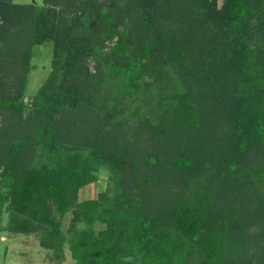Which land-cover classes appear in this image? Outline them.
<instances>
[{
	"label": "trees",
	"instance_id": "16d2710c",
	"mask_svg": "<svg viewBox=\"0 0 264 264\" xmlns=\"http://www.w3.org/2000/svg\"><path fill=\"white\" fill-rule=\"evenodd\" d=\"M214 1L0 0V230L37 233L60 258L67 244L73 264H264L247 253L264 161L244 162L264 156V0ZM46 42L51 71L23 102ZM192 75L218 108L230 98L221 122ZM102 170L105 190L78 202Z\"/></svg>",
	"mask_w": 264,
	"mask_h": 264
},
{
	"label": "rangeland",
	"instance_id": "374dc122",
	"mask_svg": "<svg viewBox=\"0 0 264 264\" xmlns=\"http://www.w3.org/2000/svg\"><path fill=\"white\" fill-rule=\"evenodd\" d=\"M219 1V0H218ZM221 1V0H220ZM214 0L211 3L214 4ZM14 4L18 5H42L43 0H13ZM219 4V3H218ZM53 57V43L46 42L42 45H35L32 49V59L31 65L33 70L29 74L28 86L23 97V102H28L37 93L42 83L47 78L51 71V61ZM191 62L184 63V67L190 65ZM181 73L186 72V68H181ZM185 77V76H184ZM208 79L203 77H197L192 75L186 79L187 85L189 86L190 92L193 94V98L201 105V111L204 118L207 121L221 122L225 116L230 114L232 104L230 98L226 96V105L223 104V108L217 106L215 93H212L213 85L207 82ZM212 83V82H211ZM221 86V85H220ZM220 92H217V97ZM233 103V102H232ZM217 125V123H214ZM259 150L247 149V157H245L246 167L252 165L259 166L257 164L264 161V156ZM250 155V156H249ZM263 159V160H262ZM263 165V164H261ZM97 181L81 188L78 192L77 200L78 202L84 200H94L100 192H103L108 183V174L105 171H100L97 174ZM174 179L169 180L168 186L172 187V190L179 188ZM250 194V193H249ZM252 199V198H251ZM252 202V200H251ZM249 215V214H248ZM260 217L264 218V214H258ZM73 213L71 211L67 212L61 220L60 231L65 235L67 231L73 225ZM249 217H254L250 216ZM7 220V214L4 211L1 226L5 227ZM264 220L260 223L254 221L251 222L247 229L248 238L253 245L251 246V251H247L252 262L258 263L264 258V240L258 239L260 231L264 230ZM104 225L97 223L95 230L96 232L103 230ZM256 242V243H255ZM63 256L60 258L58 253L52 249L43 248L40 244V235L37 233L29 234H19L8 230H0V264H73V259L71 258L70 251L67 244L63 246L62 249Z\"/></svg>",
	"mask_w": 264,
	"mask_h": 264
}]
</instances>
